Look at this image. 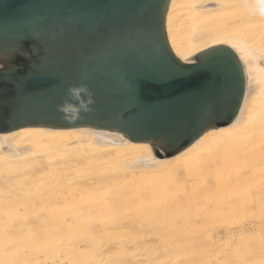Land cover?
Wrapping results in <instances>:
<instances>
[{"label": "water", "instance_id": "water-1", "mask_svg": "<svg viewBox=\"0 0 264 264\" xmlns=\"http://www.w3.org/2000/svg\"><path fill=\"white\" fill-rule=\"evenodd\" d=\"M168 3L0 0V133L92 128L167 158L231 122L247 97L239 58L226 44L177 57Z\"/></svg>", "mask_w": 264, "mask_h": 264}, {"label": "rangeland", "instance_id": "rangeland-1", "mask_svg": "<svg viewBox=\"0 0 264 264\" xmlns=\"http://www.w3.org/2000/svg\"><path fill=\"white\" fill-rule=\"evenodd\" d=\"M176 7L173 17L177 15L181 18L175 11ZM207 44L208 41L204 40L203 45ZM251 131L253 134L243 141L236 139V143L215 147L214 153L209 154V158H213L210 160H213L212 166L208 165L202 176H190L193 182L199 180V185L189 182L191 178L188 176L184 180L187 178L186 184L190 183V186L183 183L185 181L179 183L185 184L182 185L183 190L186 188L191 192L184 195L185 190H181L180 195L183 196L179 201L184 202L183 207L178 203L179 208L175 206V209L165 211L159 210L160 198H163L161 194L153 190L139 196L137 190L143 184L134 182L131 175L112 171L114 168L110 166L114 163L107 158L83 163L82 160L71 161L62 158L65 157L63 155H54L51 169L41 183V187L51 186L48 195L54 202L52 227L45 230L27 227L16 229L19 231L10 228L1 230L0 253L5 251L3 257L8 260L13 258L15 261L12 262L89 252L93 257L117 264H264V126ZM5 167L10 174L15 171ZM16 169L19 184L15 189L18 195L6 205V210L22 212L29 208L33 200L27 192L20 190H25L35 180L36 169L26 165ZM222 169L224 173H221ZM103 170L107 177L103 175ZM197 177L198 180L194 181ZM165 180L169 178H155L159 182ZM251 183L259 184L253 185L254 188ZM198 186H207L204 187L207 191L200 192L205 190ZM195 187L200 191L195 192L198 188L193 191ZM256 196L262 202L260 208L244 211L243 208ZM69 197L86 199L85 204L78 201V207L83 206L77 211L81 215L75 216L63 206ZM67 213L70 214L65 215ZM12 232L17 238L11 235ZM9 236H13L10 241Z\"/></svg>", "mask_w": 264, "mask_h": 264}, {"label": "bare ground", "instance_id": "bare-ground-1", "mask_svg": "<svg viewBox=\"0 0 264 264\" xmlns=\"http://www.w3.org/2000/svg\"><path fill=\"white\" fill-rule=\"evenodd\" d=\"M175 6H177L175 11L181 18L177 15L173 17L172 12ZM225 14L226 16H224ZM165 18L169 46L180 59L210 45L226 44L233 48L243 69L247 97L231 122L167 158H157L145 141H131L125 136L92 128H20L8 133H0V231L8 230L7 228L14 231L22 227L34 230H45L52 227L54 202L48 195L51 186L41 187V183L45 181L47 172L51 169L50 165L54 155H63L65 157L62 158L71 161L82 160L83 163L107 158L108 161L114 163L110 166L114 168L112 171L114 170L121 175H125V173L131 175L134 182L143 184L137 190L139 196L143 195L145 191L153 192V190L161 194L163 198H160L159 210L165 211L170 208L175 209V206L177 207V204L181 203L179 200L182 198L180 196H183L180 195L184 188L182 185L185 186L188 181H192L193 178L190 176H202L204 169L208 168V165L212 166L210 164L213 160L210 161L212 157L209 158V154L215 147H220L229 142L236 143V139L243 141L253 134L251 133L253 132L252 129L264 126V3H261L260 0H169ZM185 20H187L186 23H184ZM204 40L208 41L207 45H203ZM2 164L8 167L13 165L14 167H9L15 170H12L14 171L13 174L8 173V168L5 166H2V169ZM21 165L36 169L35 180L25 190H20L27 192L33 201L26 211H7L6 205L14 201V197L18 195V191L15 189L16 185L19 184L16 171L20 167L18 169L16 167ZM107 166L109 168V164ZM1 169L5 171L2 173ZM222 171L223 169L221 173H224ZM190 173L191 175H189ZM187 176L191 178L190 180L186 178L188 181L184 180ZM157 177H165L169 180L155 181ZM199 179H203V177H199ZM196 180L198 177L194 181ZM181 181H185L183 182L185 184L181 183L182 185H180ZM198 181L191 183L198 184ZM246 182L250 183L248 180ZM189 184L186 185L190 186ZM204 184L206 185V183ZM257 184L259 183H254L251 186H257ZM198 187L201 188L202 186ZM204 187L201 189L205 191H200L196 187L192 189L193 191L197 189L195 192H206L207 186ZM185 193L191 192L185 190L183 194L185 195ZM76 195L82 197L81 194ZM87 199H91V197ZM79 200L85 204V198L82 200V198L69 197L68 202L63 200L65 202H63L65 204L63 206L69 208L71 214L79 216L81 212L77 211L83 207H78L80 205ZM183 203H181L182 207ZM261 203L259 197L256 196L243 209L244 211L256 210L260 208ZM68 214L70 213L65 215ZM127 215L129 214L127 213ZM251 216L253 217V215ZM13 233L11 235L14 236ZM13 236H9L8 240L10 241ZM14 238L17 237L14 236ZM14 238L12 240H16ZM12 253L10 252V254ZM4 254L5 251L0 253L2 255L0 264H117L105 261L103 256V259L93 257L92 254L90 256L89 252L70 256L59 255L60 257L49 259H43L41 256L42 258H32L20 262H12L15 260L11 257L10 260L4 258ZM93 255L96 256L94 252ZM97 256L101 257L99 254Z\"/></svg>", "mask_w": 264, "mask_h": 264}, {"label": "clouds", "instance_id": "clouds-1", "mask_svg": "<svg viewBox=\"0 0 264 264\" xmlns=\"http://www.w3.org/2000/svg\"><path fill=\"white\" fill-rule=\"evenodd\" d=\"M260 2L261 3H264V0H260ZM72 91V94L74 95V96H77V97H79L80 96V92L82 91L81 89H72L71 90ZM91 101L89 100L88 101V103H90ZM81 107H83V108H86V104H84L83 102L81 103ZM65 111H68V109L66 108V109H64Z\"/></svg>", "mask_w": 264, "mask_h": 264}]
</instances>
